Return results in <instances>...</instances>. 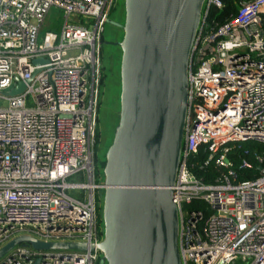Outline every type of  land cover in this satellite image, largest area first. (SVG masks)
<instances>
[{
    "label": "built area",
    "instance_id": "1",
    "mask_svg": "<svg viewBox=\"0 0 264 264\" xmlns=\"http://www.w3.org/2000/svg\"><path fill=\"white\" fill-rule=\"evenodd\" d=\"M112 1L0 0V250L17 238L85 246L35 250L18 243L0 264L99 262L95 193L104 186L90 156L99 38ZM202 5L170 188L177 253L180 264H264V171L245 183L226 171L208 184L189 164L200 153L201 167L212 161L227 168L228 144L264 145V0H237L221 24L209 14L221 12L222 2ZM51 8L61 12L59 30L40 36ZM15 81L24 90L10 97Z\"/></svg>",
    "mask_w": 264,
    "mask_h": 264
},
{
    "label": "water",
    "instance_id": "2",
    "mask_svg": "<svg viewBox=\"0 0 264 264\" xmlns=\"http://www.w3.org/2000/svg\"><path fill=\"white\" fill-rule=\"evenodd\" d=\"M202 3L124 0L122 38L117 43L119 114L102 169L98 264H180L170 188L179 163L186 72ZM15 83L10 97L24 90V84ZM18 243L35 250H85L84 245H44L17 238L0 250V258Z\"/></svg>",
    "mask_w": 264,
    "mask_h": 264
},
{
    "label": "rangeland",
    "instance_id": "3",
    "mask_svg": "<svg viewBox=\"0 0 264 264\" xmlns=\"http://www.w3.org/2000/svg\"><path fill=\"white\" fill-rule=\"evenodd\" d=\"M123 3L124 0L112 1L111 9L114 12L108 16V22L103 25L102 34L99 38L94 126L95 140L93 139L90 156L92 174L99 183L103 182V167L101 164L104 163L105 152L112 142L119 114V61L121 53L119 48H114L105 43H109L111 40H114V43L121 41V26L124 20ZM201 10H203V5ZM61 16V12L51 8L41 25L39 35L41 36L44 32H58ZM80 23L84 25V23L91 22L80 19ZM5 106L6 103L0 101V107L3 108ZM102 198L103 191H97L95 193V218L101 240L103 239Z\"/></svg>",
    "mask_w": 264,
    "mask_h": 264
},
{
    "label": "trees",
    "instance_id": "4",
    "mask_svg": "<svg viewBox=\"0 0 264 264\" xmlns=\"http://www.w3.org/2000/svg\"><path fill=\"white\" fill-rule=\"evenodd\" d=\"M220 1L223 5L221 12L210 10L209 14V21L215 19L217 24H221L227 16L234 15L237 9V0ZM111 8L108 12V16L114 12ZM262 20L264 21V15H262ZM112 47L118 48L117 46ZM227 148L226 158L229 164L227 168L216 167L212 161H209L206 166L201 167L206 159L204 154L199 153L191 158L189 164L194 177L201 178L205 183L209 184L213 183L219 175L224 174L226 171H230L235 175L236 183H245L255 180L260 170L264 171V145L242 142L228 144ZM103 165L104 163L101 164L102 167ZM191 207L194 208L196 206L192 204L188 208L191 209Z\"/></svg>",
    "mask_w": 264,
    "mask_h": 264
},
{
    "label": "flooded vegetation",
    "instance_id": "5",
    "mask_svg": "<svg viewBox=\"0 0 264 264\" xmlns=\"http://www.w3.org/2000/svg\"><path fill=\"white\" fill-rule=\"evenodd\" d=\"M108 22V18H107V20H106V23ZM117 27V26H116ZM118 29V28H117ZM105 44H107V45H109V46H117V43H114V40H111L109 43H105Z\"/></svg>",
    "mask_w": 264,
    "mask_h": 264
}]
</instances>
